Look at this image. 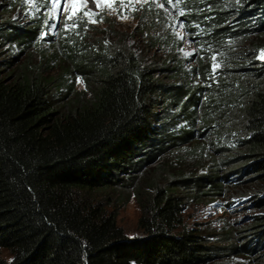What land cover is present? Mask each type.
I'll return each mask as SVG.
<instances>
[{"label":"trees","instance_id":"trees-1","mask_svg":"<svg viewBox=\"0 0 264 264\" xmlns=\"http://www.w3.org/2000/svg\"><path fill=\"white\" fill-rule=\"evenodd\" d=\"M178 7L186 12L183 31L203 30L197 42H222L234 33L258 40L237 55L220 52L214 80L209 58L183 61L180 43L170 46L169 37L146 46L162 49L164 60H149L118 39L58 46L49 61L15 66L13 58L2 59L4 49L36 46L38 26L19 29L0 12V251L10 257L0 264H211V249L183 225L180 209L223 188L229 180L218 171L192 184L171 176L150 188L140 238H126L115 216L92 199L123 198L129 189L138 195L145 169L209 137L236 141L227 153L239 168L228 174L240 181L252 176L259 188L254 204L264 210V61L258 59L264 0H183ZM151 10L141 8L146 21L154 19ZM145 34L141 29L139 36ZM253 228L254 247L264 252V216Z\"/></svg>","mask_w":264,"mask_h":264},{"label":"rangeland","instance_id":"rangeland-1","mask_svg":"<svg viewBox=\"0 0 264 264\" xmlns=\"http://www.w3.org/2000/svg\"><path fill=\"white\" fill-rule=\"evenodd\" d=\"M126 2L127 0H125ZM157 4H159L158 1ZM149 6L153 9L150 12L154 19L148 18L149 20L146 21L140 3L134 5L135 8L139 9L138 11H131L128 7L121 8L120 0H116L115 10H109L105 7L100 13L103 16V22L89 24L87 23L88 18L84 17L78 28L65 31L62 20L49 19L50 14H55L52 13L50 5L46 4V0H0L2 16L9 19L15 27L27 30L33 23L38 26L36 46L27 51L5 48L2 59L13 58L15 66L25 61L38 63L39 58L46 61L55 58L57 56L55 48L58 46L93 44L97 41L99 44L107 41L105 44L108 46L120 39L122 44L126 46H137L138 50L149 60L153 59V55H156L155 59L162 58L161 60H164L162 49L157 47L149 50L146 46H154L158 42L160 45L162 38L169 37L174 43L170 46H177V40L180 43L181 48L178 55L184 59L183 61H189L192 57L186 56V53L194 52L193 56L196 61L203 56V58H209L211 64L210 57L213 52L220 53L228 50L237 55L241 51L240 47L249 46L258 40V37L254 35L245 37L241 33H234L230 39L222 42L213 41L211 38L205 42H197L196 38L199 37V32H203V30L190 29L194 35H188L183 31L184 27H179V21H181V16L178 15L179 7L176 15L173 13L175 10L169 6L168 12L157 7L156 4ZM85 10L96 12V4L92 0H88ZM119 13H123L127 18H119ZM95 18L99 19V16ZM234 21V18L230 19L228 26L233 28ZM74 22L69 21L68 23ZM51 23H56L57 27L50 29L47 25ZM256 24L257 21L253 20L247 26L252 28ZM85 25L88 28L87 32L84 31ZM141 29L146 30L144 36H139ZM77 33L79 34L77 35ZM177 33L184 39H179ZM203 36L207 37L208 33H204ZM150 40L153 43H148ZM209 45L211 48L208 47V49L198 47ZM172 49L170 51H174L173 54L177 55V48L173 47ZM217 62L219 63L218 58ZM55 67L54 64L51 66L54 68L52 70L54 74L57 72ZM74 84L75 90H82L80 80H76ZM235 142H228L227 144L223 143L222 140L216 142L213 137L204 141H195L145 169L136 184V188L140 189L138 195H134L135 189H129L123 198L116 199L115 196L110 198L108 195H94L92 199L100 201L105 206L107 213L115 216V223L117 227L122 229L126 238H140L143 233L139 228V219L142 217V206H151L150 188L157 184L166 183L171 176H177L183 180V183H191L203 178L209 171H218L217 175L220 178L226 177L225 180H229L228 183H220L219 185L223 188L214 189L207 196H198L186 200L180 209L182 223L204 238L206 245L213 254L211 264H264V255H262L264 252L260 253L258 252L259 248L254 247L255 235H253L256 218L264 216V210L254 204L259 198L257 192L259 188H256L254 178L250 175L244 174L249 177L242 178L243 181H240L235 178L234 173L228 174L230 170L239 168L234 160L228 158L227 153L234 149ZM220 148L223 149L218 150ZM231 165L234 168H231ZM244 179L247 180L244 181ZM214 194H219L220 197L212 200ZM260 251L263 250L260 249ZM241 252L244 254L240 255ZM0 260L8 262L10 260L8 253L0 251Z\"/></svg>","mask_w":264,"mask_h":264},{"label":"snow or ice","instance_id":"snow-or-ice-1","mask_svg":"<svg viewBox=\"0 0 264 264\" xmlns=\"http://www.w3.org/2000/svg\"><path fill=\"white\" fill-rule=\"evenodd\" d=\"M93 3L96 4L97 11L92 12L91 10H85L87 7L88 0H46V4L50 5L52 13L55 15L50 14L49 19L50 20H57V21H63L65 25V31H68L70 29L74 30L80 26V22L84 17H87V23L89 24H96L103 22V16L100 15V13L104 10L105 7H107L109 10H115L114 5L116 4V0H92ZM166 4L172 8L173 10H176L178 8V5L183 2V0H165ZM136 3H140L141 7L145 4H156L157 7L164 9L165 12H168V7H165V3H159L157 4V0H127L125 3V0H120V7L130 8L131 11H138L139 9L135 8L134 5ZM119 18L126 19L127 16L123 13H119ZM179 16H185L186 12L184 9L180 8L178 10ZM99 16V19H96L95 17ZM69 21H75L74 23H68ZM50 29H55L57 27L56 23H51L47 25ZM184 21H179V27L183 28ZM199 27V25H196ZM84 31L87 32L88 28L85 25ZM79 33H77L78 35ZM178 38L183 40L184 37L180 36L179 33H177ZM107 43V41L105 42ZM209 48H211V45H209ZM183 51V49H181ZM186 56H193V53H186ZM223 55V53H217L213 52L210 59L212 60L211 64V76L214 80L215 74L217 69L220 67V64L217 62V56ZM203 59V57H201ZM258 59L261 61H264V50H261L258 56ZM210 86V85H209Z\"/></svg>","mask_w":264,"mask_h":264}]
</instances>
